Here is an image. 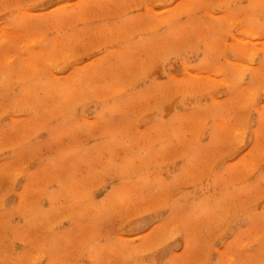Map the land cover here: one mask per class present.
<instances>
[{"label":"rangeland","instance_id":"374dc122","mask_svg":"<svg viewBox=\"0 0 264 264\" xmlns=\"http://www.w3.org/2000/svg\"><path fill=\"white\" fill-rule=\"evenodd\" d=\"M0 264H264V0H0Z\"/></svg>","mask_w":264,"mask_h":264}]
</instances>
